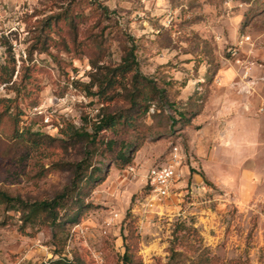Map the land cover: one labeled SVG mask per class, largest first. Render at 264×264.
<instances>
[{
  "label": "rangeland",
  "instance_id": "rangeland-1",
  "mask_svg": "<svg viewBox=\"0 0 264 264\" xmlns=\"http://www.w3.org/2000/svg\"><path fill=\"white\" fill-rule=\"evenodd\" d=\"M131 45L174 107L104 134L134 142L128 163L92 151L107 163L72 194L74 221L24 225L0 204V264H264V0H0V190L35 201L68 186L86 150L63 132H90L101 108L83 86ZM173 147L178 177L156 199L147 174Z\"/></svg>",
  "mask_w": 264,
  "mask_h": 264
},
{
  "label": "trees",
  "instance_id": "trees-1",
  "mask_svg": "<svg viewBox=\"0 0 264 264\" xmlns=\"http://www.w3.org/2000/svg\"><path fill=\"white\" fill-rule=\"evenodd\" d=\"M102 11H106L105 8ZM92 69L94 72L90 74V82L83 86V91L86 96L95 97L101 105L96 120L92 122L90 132L76 130L71 126H67L66 130L62 131L68 141H72L74 144H84L86 150L82 159L73 163L68 186L49 200L35 201L12 197L0 190V204L8 211L20 212V220L24 225L38 220L51 226H56L64 218L66 221H74L78 213L75 212L73 215L64 213L70 204L80 207V200L72 199V194L78 195L82 183L96 182L107 162L128 163V154L131 152L134 142L123 136H119V140H108L104 134L110 132L117 135L119 132L134 130L138 117L147 114L153 102L158 108L163 105H168L171 109L174 107V103L169 102L167 98L165 88H159L155 81L140 74L133 45L123 50V55L117 66H93ZM11 79L12 72L5 71V74H0V84H9ZM116 102H121L124 106L112 109L110 106ZM173 111L176 113L177 110ZM177 116L180 120L187 121L183 113H178ZM171 123L175 122L171 120ZM101 145L104 148L98 154L103 158L104 153H108L110 156L107 162H102L99 167H95L92 163V151H97ZM63 211L64 213H62ZM179 255L175 250H170V260ZM177 262L176 264H178ZM54 264L60 263L57 261ZM124 264H132V262L125 260ZM190 264L198 263L191 262ZM212 264L236 263H225L212 256Z\"/></svg>",
  "mask_w": 264,
  "mask_h": 264
},
{
  "label": "built area",
  "instance_id": "built-area-1",
  "mask_svg": "<svg viewBox=\"0 0 264 264\" xmlns=\"http://www.w3.org/2000/svg\"><path fill=\"white\" fill-rule=\"evenodd\" d=\"M180 151L177 147L171 150L170 162L164 166L151 168L147 174V186L150 194L156 199L165 198L172 183L178 177L177 163L181 161Z\"/></svg>",
  "mask_w": 264,
  "mask_h": 264
},
{
  "label": "crops",
  "instance_id": "crops-1",
  "mask_svg": "<svg viewBox=\"0 0 264 264\" xmlns=\"http://www.w3.org/2000/svg\"><path fill=\"white\" fill-rule=\"evenodd\" d=\"M212 118V116H210ZM211 123H212V120H211Z\"/></svg>",
  "mask_w": 264,
  "mask_h": 264
}]
</instances>
